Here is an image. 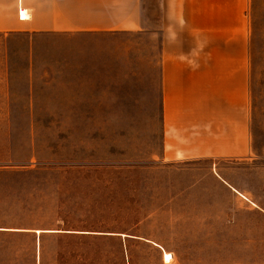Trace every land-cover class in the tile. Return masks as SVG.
I'll return each instance as SVG.
<instances>
[{
	"label": "crops",
	"instance_id": "1",
	"mask_svg": "<svg viewBox=\"0 0 264 264\" xmlns=\"http://www.w3.org/2000/svg\"><path fill=\"white\" fill-rule=\"evenodd\" d=\"M257 1L0 0L13 89L24 88L28 97L57 89L60 112L78 111L79 99L88 97L91 112L114 113L118 97L126 100V114H153L156 202L186 210L168 224L197 226L185 244L180 236L172 238L173 258L184 246L210 251L209 226H247L257 240V214L264 206L242 180L243 163L253 154ZM112 234L20 227L0 213V236L26 237L32 256L59 257L58 264L78 256L68 241ZM136 238L168 252L165 241ZM46 240H57L59 247L44 248ZM82 255L107 254L86 249Z\"/></svg>",
	"mask_w": 264,
	"mask_h": 264
},
{
	"label": "rangeland",
	"instance_id": "2",
	"mask_svg": "<svg viewBox=\"0 0 264 264\" xmlns=\"http://www.w3.org/2000/svg\"><path fill=\"white\" fill-rule=\"evenodd\" d=\"M256 3L251 66L253 154L243 163L242 180L264 206V0ZM9 44L0 34V213L5 218L20 227L113 233L68 241V248L80 251L78 256L63 257L66 264H94L96 259L97 264H264V211L257 214V240L247 226H209L210 251L191 252L184 246L173 258L172 238L180 236L185 244L194 239L197 226L168 224L172 217L185 216L186 210L161 208V202H156L159 177L153 114H126V100L118 97L115 112L108 114L91 112L88 97L79 99L78 111L60 112L57 89L28 97L24 88H12L5 61L12 55ZM138 235L165 241L168 252L163 255V249L139 240ZM58 244L57 240L43 243L47 249H57ZM32 249L26 237L2 235L0 264H58L61 259L32 256ZM86 249L107 255L85 257Z\"/></svg>",
	"mask_w": 264,
	"mask_h": 264
}]
</instances>
